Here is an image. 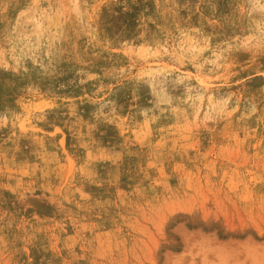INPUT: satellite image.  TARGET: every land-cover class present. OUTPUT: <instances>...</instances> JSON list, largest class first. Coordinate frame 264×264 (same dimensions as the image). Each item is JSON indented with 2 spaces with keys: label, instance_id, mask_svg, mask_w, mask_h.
I'll list each match as a JSON object with an SVG mask.
<instances>
[{
  "label": "rangeland",
  "instance_id": "1",
  "mask_svg": "<svg viewBox=\"0 0 264 264\" xmlns=\"http://www.w3.org/2000/svg\"><path fill=\"white\" fill-rule=\"evenodd\" d=\"M0 264H264V0H0Z\"/></svg>",
  "mask_w": 264,
  "mask_h": 264
},
{
  "label": "bare ground",
  "instance_id": "2",
  "mask_svg": "<svg viewBox=\"0 0 264 264\" xmlns=\"http://www.w3.org/2000/svg\"><path fill=\"white\" fill-rule=\"evenodd\" d=\"M38 28V27H37Z\"/></svg>",
  "mask_w": 264,
  "mask_h": 264
}]
</instances>
